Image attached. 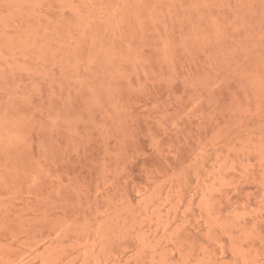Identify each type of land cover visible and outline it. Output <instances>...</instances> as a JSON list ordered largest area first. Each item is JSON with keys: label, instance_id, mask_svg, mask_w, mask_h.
Instances as JSON below:
<instances>
[{"label": "rangeland", "instance_id": "1", "mask_svg": "<svg viewBox=\"0 0 264 264\" xmlns=\"http://www.w3.org/2000/svg\"><path fill=\"white\" fill-rule=\"evenodd\" d=\"M0 264H264V0H0Z\"/></svg>", "mask_w": 264, "mask_h": 264}]
</instances>
